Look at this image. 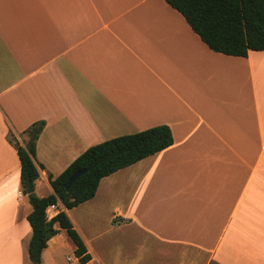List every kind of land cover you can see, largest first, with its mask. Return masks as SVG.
<instances>
[{"label":"crops","instance_id":"0c3cea01","mask_svg":"<svg viewBox=\"0 0 264 264\" xmlns=\"http://www.w3.org/2000/svg\"><path fill=\"white\" fill-rule=\"evenodd\" d=\"M40 122V198L93 145L172 134L91 199L46 209L65 211L84 264H264V50L213 52L164 0H0V264H30L15 144ZM65 249L59 229L41 264Z\"/></svg>","mask_w":264,"mask_h":264},{"label":"trees","instance_id":"16d2710c","mask_svg":"<svg viewBox=\"0 0 264 264\" xmlns=\"http://www.w3.org/2000/svg\"><path fill=\"white\" fill-rule=\"evenodd\" d=\"M164 1L181 14L191 30L213 52L246 57L250 51L264 50V0ZM43 126V122L31 125L26 130L24 146L15 144L21 190L31 206L26 217L32 232L27 247L28 258L30 264H41L42 251L60 229L65 231L74 245L75 256L84 264L90 257L65 211L48 219L46 209L59 202L69 210L91 199L102 178L167 148L173 143L172 134L168 126L158 125L93 145L60 175H48L52 194L40 198L33 188L39 178L38 168L43 169L35 158L36 140ZM80 170L84 173L65 189L68 179ZM28 185L30 193H27Z\"/></svg>","mask_w":264,"mask_h":264},{"label":"water","instance_id":"95a60500","mask_svg":"<svg viewBox=\"0 0 264 264\" xmlns=\"http://www.w3.org/2000/svg\"><path fill=\"white\" fill-rule=\"evenodd\" d=\"M84 173L83 170L80 171H76L69 179L68 181L65 183L64 187L65 189H68L70 187V185L72 184L73 181H75L80 175H82ZM31 192V188L30 185L27 186V193Z\"/></svg>","mask_w":264,"mask_h":264},{"label":"rangeland","instance_id":"374dc122","mask_svg":"<svg viewBox=\"0 0 264 264\" xmlns=\"http://www.w3.org/2000/svg\"><path fill=\"white\" fill-rule=\"evenodd\" d=\"M64 257H63V264H70V262H68L66 259H64V258H66V257H68V258H70V261L72 262L73 261V259H74V256H75V254L72 252V251H69L68 249H65V251H64Z\"/></svg>","mask_w":264,"mask_h":264},{"label":"built area","instance_id":"2783aa9c","mask_svg":"<svg viewBox=\"0 0 264 264\" xmlns=\"http://www.w3.org/2000/svg\"><path fill=\"white\" fill-rule=\"evenodd\" d=\"M59 205V203L57 202V203H55V204H52V205H50L48 208L49 209H53V210H57V206Z\"/></svg>","mask_w":264,"mask_h":264}]
</instances>
